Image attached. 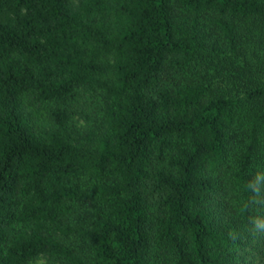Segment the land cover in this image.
I'll list each match as a JSON object with an SVG mask.
<instances>
[{
    "label": "trees",
    "instance_id": "trees-1",
    "mask_svg": "<svg viewBox=\"0 0 264 264\" xmlns=\"http://www.w3.org/2000/svg\"><path fill=\"white\" fill-rule=\"evenodd\" d=\"M264 0H0V264H264Z\"/></svg>",
    "mask_w": 264,
    "mask_h": 264
},
{
    "label": "clouds",
    "instance_id": "clouds-1",
    "mask_svg": "<svg viewBox=\"0 0 264 264\" xmlns=\"http://www.w3.org/2000/svg\"><path fill=\"white\" fill-rule=\"evenodd\" d=\"M251 224L253 225V230L264 233V218L254 217L250 219Z\"/></svg>",
    "mask_w": 264,
    "mask_h": 264
},
{
    "label": "rangeland",
    "instance_id": "rangeland-1",
    "mask_svg": "<svg viewBox=\"0 0 264 264\" xmlns=\"http://www.w3.org/2000/svg\"><path fill=\"white\" fill-rule=\"evenodd\" d=\"M29 264H45V263H44V260L42 258H38Z\"/></svg>",
    "mask_w": 264,
    "mask_h": 264
}]
</instances>
